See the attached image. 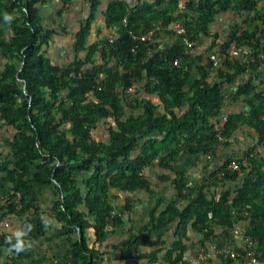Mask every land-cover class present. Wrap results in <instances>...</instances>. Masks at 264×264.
<instances>
[{
	"label": "trees",
	"instance_id": "1",
	"mask_svg": "<svg viewBox=\"0 0 264 264\" xmlns=\"http://www.w3.org/2000/svg\"><path fill=\"white\" fill-rule=\"evenodd\" d=\"M49 2L0 0V26L9 31L0 41V250L9 257L0 264H59L44 245L54 233L68 264H187L195 239L201 251L235 244L236 227L264 256V0H113L107 8L91 0L74 59L63 66L47 56L69 34L45 23ZM62 5L60 19L71 1ZM176 23L209 46L188 53L167 31ZM159 26L151 44L136 40ZM239 136L251 149L217 162ZM185 154L207 162L199 181L177 170ZM234 161L241 172L227 170ZM156 165L170 175L159 180L174 188L172 203L147 177ZM44 191L54 227L40 205ZM141 193L154 200L148 223L115 241ZM10 219L19 235L2 231ZM169 232L170 240L162 235Z\"/></svg>",
	"mask_w": 264,
	"mask_h": 264
},
{
	"label": "crops",
	"instance_id": "2",
	"mask_svg": "<svg viewBox=\"0 0 264 264\" xmlns=\"http://www.w3.org/2000/svg\"><path fill=\"white\" fill-rule=\"evenodd\" d=\"M71 1V5L68 8V11L64 14L63 18H58V12L63 8L62 5V0H50V2L48 4H46L45 6H43L41 8V13H42V17L45 21L46 24L50 25V24H54V27L56 29H59L60 27H63L62 29H65L66 31H68V35L67 34H61V36L57 37L54 41V43L48 48L47 50V56L53 60L56 64L58 65H69L72 63L73 59H74V51H73V44H74V34L79 30L81 24L85 21H87V19L90 16V12H91V0H70ZM113 0H102L103 2V8H107V6L112 2ZM127 2H129L132 5L137 4V2L139 0H125ZM148 2H152L154 0H145ZM225 22V20L223 21V23ZM219 24V26H217V29L220 30L221 32L223 31V25ZM103 22L102 20H99L98 22V27H102ZM4 28L5 32H6V36H0V41L2 40H6L9 37V31L8 29H6V26L3 25L1 26ZM209 43L207 40H203L202 42V47L203 48H207L209 46ZM5 63V60L3 58H0V67L3 66ZM230 109V108H228ZM227 109V111H228ZM230 110H235L234 107H232ZM241 137L244 136H239L237 139H235L234 141L231 142V148L232 150L228 151V152H223V156L218 155L217 156V162H226L229 158L236 156L237 154L239 155V150L237 149H233V147L237 146L238 144V140L240 141ZM246 139V138H245ZM248 141V140H247ZM250 142V141H248ZM238 153H236V151ZM2 152L0 151V157H1ZM206 164L207 162L203 159V158H193L187 154L183 155L178 163H177V170L181 173H183L184 175H187L189 177H194L193 174L195 173H199L200 179L203 178L204 173L206 172ZM149 173H152L154 176H158L157 179H159L162 176H170L167 172H163L160 168L159 165H156L155 168H152L150 170H148L147 172V177L150 179V177L148 176ZM199 179V180H200ZM198 180V181H199ZM197 181V180H196ZM154 184L158 185V188L156 189L158 196H159V190L161 188H166L168 186V188L166 190H169L171 192V196L174 199L173 201H175V190L174 188L171 186V184H163V182H161L160 180L157 181L154 177ZM159 198L161 200H163L165 203H172L171 202H167V199H162L160 196ZM2 200H4V197L1 198ZM127 197L126 196H122L118 201H117V205L123 209V207L125 206ZM131 202V208L134 211V214L130 215L128 214L126 216V226L123 229H119L117 230V235L114 237L115 241H121L123 240L126 236L127 233H129L132 228L138 230L141 229L146 223H148L149 221V212L150 210L153 208L154 206V200L150 199L147 195L141 193V194H136L133 197H131L130 199ZM61 234V233H59ZM58 234V235H59ZM168 234V235H167ZM163 233V236H169V238H172L173 233ZM197 241L198 239H195L192 243L191 250L187 256V261L193 259L196 255H198L199 253H201V249L200 247H196L195 244L197 245ZM243 241V245H244V240L242 238L236 239L235 240V244L237 246H242L241 242ZM220 243V242H218ZM0 250V255H2L0 257V259H2L3 261L7 260L9 257V254L6 251ZM60 253H62V256L60 257L59 260H57L55 263H59V264H68L66 261H64V257L66 255V253L62 250V248L59 250ZM213 264H222V261L213 263Z\"/></svg>",
	"mask_w": 264,
	"mask_h": 264
},
{
	"label": "built area",
	"instance_id": "3",
	"mask_svg": "<svg viewBox=\"0 0 264 264\" xmlns=\"http://www.w3.org/2000/svg\"><path fill=\"white\" fill-rule=\"evenodd\" d=\"M229 26V25H227ZM161 31V27L159 26L156 29L150 30L146 34L140 35L136 38L137 41L144 43L146 45L154 42L157 33ZM167 31L172 32L182 39V43L187 47L188 53L193 54L197 48L202 47L200 41H192L188 37L184 26L181 23H176L167 28ZM135 52V50H134ZM209 57L214 62H219V58L216 54L210 53ZM176 66L179 65V62L175 63ZM237 93L234 91L233 93H229L225 96V102L230 103ZM228 122V116H223V124L225 125ZM223 141V139L221 138ZM208 159L210 161L213 160V156L209 155ZM217 168H212V171H216ZM229 171H238L241 172L240 165L237 161L232 162L228 167ZM234 197H232L233 199ZM246 231L242 227H236L234 230L235 240L239 238H244ZM244 240V239H243ZM222 258L229 259L233 264H264V256L258 255L256 251L255 241L245 237L244 245L237 246L236 244H232L228 241L223 242H215L209 245L207 251H202L198 255H196L193 259L189 260L187 264H213L219 261H222ZM222 264H224L222 262Z\"/></svg>",
	"mask_w": 264,
	"mask_h": 264
},
{
	"label": "rangeland",
	"instance_id": "4",
	"mask_svg": "<svg viewBox=\"0 0 264 264\" xmlns=\"http://www.w3.org/2000/svg\"><path fill=\"white\" fill-rule=\"evenodd\" d=\"M232 22V21H231ZM228 24H230L227 20H225V22L223 23V26L224 27H226ZM0 36H6V32H5V30H4V28L3 27H1L0 26ZM1 38V37H0ZM164 44L165 45H169V44H171V40L169 39L168 41H164ZM236 56H240V53H236ZM240 58H241V56H240ZM5 62H7L6 60H5ZM5 131H4V129L2 128V126L0 125V137H4L5 136ZM241 140L239 141L238 140V144H237V146L235 147H233V149H237V150H239L238 152H239V158H241V157H243L244 155H245V153L249 150V149H251V144H250V142H248L247 141V139H245V137H241L240 138ZM231 148V147H230ZM230 148H223V147H221V149L219 150V152H218V155H220V156H223V152H228V151H230V150H232V149H230ZM236 151V150H235ZM237 151H236V153H238ZM237 156V157H238ZM148 176L152 179V180H154V177H155V179L157 180V181H159V179H157L158 178V176L156 175V176H154L152 173H149L148 174ZM193 176L194 177H190L191 178V180L193 181H196V180H199L200 179V176H199V173L197 172V173H195V174H193ZM164 184V183H163ZM168 188V186L166 187V188H161L160 190H159V196L162 198V199H167L166 201L167 202H171V201H173L174 199L172 198V194H171V192L169 191V190H166ZM5 201L6 200H2V199H0V206H3L4 205V203H5ZM40 205L42 206V208L46 211V212H48L49 213V215H50V218H48L49 220H50V223H51V225L53 226V219H54V216H53V214H51L50 212H49V207L51 206V200H50V192H47V191H44V192H42L41 193V199H40ZM54 227V226H53ZM1 228H2V231L4 232V233H12V234H15V235H19V233H20V228H19V224H18V222H17V220L16 219H10V220H6L5 222H3L2 223V226H1ZM55 230V229H54ZM59 234V233H58ZM53 235H56L55 237H54V240H53V242H51V243H47V242H45V249H48L47 247H50V249H51V251H52V253H50V256H51V259H52V261L54 260L55 262L57 261V260H59L60 259V257L62 256V253H60L59 252V250L62 248V247H64V243H63V240L61 239V237L59 236V235H57V233L55 234H53ZM166 238L168 239V240H170V238H169V236H166ZM241 244L243 245V241L241 242ZM3 252V251H2ZM2 255H0V257H1ZM64 260V259H63ZM65 261V260H64ZM2 262H4L2 259H0V263H2Z\"/></svg>",
	"mask_w": 264,
	"mask_h": 264
}]
</instances>
